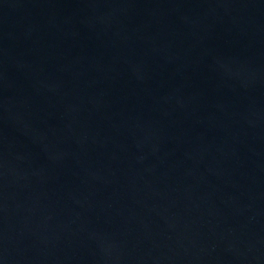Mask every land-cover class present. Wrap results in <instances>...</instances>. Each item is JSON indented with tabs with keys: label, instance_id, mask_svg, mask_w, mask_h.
I'll use <instances>...</instances> for the list:
<instances>
[{
	"label": "water",
	"instance_id": "water-1",
	"mask_svg": "<svg viewBox=\"0 0 264 264\" xmlns=\"http://www.w3.org/2000/svg\"><path fill=\"white\" fill-rule=\"evenodd\" d=\"M0 264H264V0H0Z\"/></svg>",
	"mask_w": 264,
	"mask_h": 264
}]
</instances>
